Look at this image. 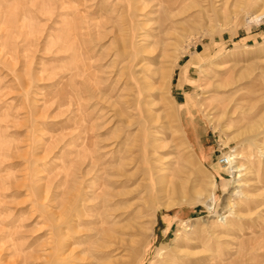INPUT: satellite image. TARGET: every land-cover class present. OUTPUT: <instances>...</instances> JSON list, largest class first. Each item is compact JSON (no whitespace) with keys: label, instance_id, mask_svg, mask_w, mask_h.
I'll return each mask as SVG.
<instances>
[{"label":"rangeland","instance_id":"374dc122","mask_svg":"<svg viewBox=\"0 0 264 264\" xmlns=\"http://www.w3.org/2000/svg\"><path fill=\"white\" fill-rule=\"evenodd\" d=\"M237 3L0 0V264H117L113 255L128 259L136 249L135 264H264V214L249 224L238 205L242 193L264 188V135L254 140L240 115L229 128L228 117L206 108L207 77L196 65L249 99L264 94V16L255 19L264 0L248 10ZM164 49L166 66L184 55L160 90V74L148 69ZM162 92L178 104L179 121L165 117ZM152 135L168 143L157 151L170 178L187 186L180 196L160 192L148 173ZM236 153L249 166L242 195L233 194L232 162H219Z\"/></svg>","mask_w":264,"mask_h":264},{"label":"bare ground","instance_id":"6f19581e","mask_svg":"<svg viewBox=\"0 0 264 264\" xmlns=\"http://www.w3.org/2000/svg\"><path fill=\"white\" fill-rule=\"evenodd\" d=\"M238 3H242L239 8L243 9V10H248L247 8H250L251 6H255L257 5V3L260 0H237ZM237 3V4H238ZM264 16V6L262 5L259 9L258 14L255 16V19L259 20ZM175 28V27H174ZM167 34V33H166ZM161 37V36H160ZM130 39V38H129ZM165 39V38H164ZM157 42V41H156ZM153 44V43H152ZM154 45V44H153ZM128 47V46H126ZM153 47V46H152ZM122 50V49H121ZM183 50V49H182ZM146 51V50H145ZM176 52V51H175ZM129 54V53H128ZM156 54V53H155ZM124 55V54H123ZM184 55V52L181 54H177L176 58L174 59V63H172V65L170 66H166V58L168 56V52L164 49L161 53V64L157 69H151L149 68L148 71H150L151 73L154 72V74H160V85H161V89L163 90V88L170 86L171 84V80L174 76L175 73V68L176 66L179 65V62L182 58V56ZM154 56V55H153ZM131 57V56H130ZM174 57V56H173ZM196 62V61H195ZM200 62V61H198ZM196 63V65H199V69L200 72L203 73V75H205L207 78L205 79V83H203V92L205 94H207V100H206V108H210V110H215L216 112H221L223 116L228 117L229 119V128L233 127L234 124H232V122H234V118H236V115H240L238 116L239 119L243 120L244 123L242 124L241 127H244V132L246 131V133L249 131V129L252 132V137L257 138L259 136L264 135V121H262L261 123H259L262 119H264V107L262 108H258L257 111H255L254 109H256L258 106V103L260 101H262V99H264V94H260V97L256 98V100L254 99H249L248 93L244 92L243 88H236V85H234L235 83L233 81L229 80H223L219 77H215V75L210 74V71L206 68H204V66H202L199 63ZM191 63L194 65L193 61H191ZM169 65V64H168ZM155 68V67H154ZM232 75V74H230ZM234 75V74H233ZM231 78V77H230ZM146 79V78H145ZM136 83L138 84L137 86L140 87V92H142V82L138 80ZM147 85H149L150 89H154L153 88V83H147ZM168 91V90H167ZM165 92V91H164ZM169 92V91H168ZM162 95L164 96L163 102H166V105H164V111H166L165 113V117H170L172 115H175L176 120L179 121L178 119H180V116L177 115V103L175 102V100L173 99V97L169 94H165L162 92ZM250 100L251 102L254 103H250L248 104L247 101ZM149 103H151L149 101ZM155 106H159L160 104H158L154 99H153V103H151ZM249 105V106H248ZM160 107V106H159ZM149 110H152V108H150ZM241 111V114H239V112ZM255 111V112H254ZM205 113V112H204ZM257 117V119L255 118V121L252 123H248V119H250V117L252 118ZM153 119L155 121H158V116L156 117V115H153ZM157 118V120H156ZM238 119V120H239ZM150 122V121H149ZM152 122V121H151ZM241 122V121H240ZM247 122V123H246ZM263 123V124H262ZM160 124V123H159ZM232 124V125H230ZM236 124V123H235ZM161 125V124H160ZM164 128H170L169 124H165ZM261 129V130H260ZM158 132V131H157ZM244 132H242L244 134ZM156 133V131H155ZM241 133V134H242ZM157 134V133H156ZM242 134V135H243ZM153 137L151 138V140L149 141L153 147L152 152L150 153L151 156L150 157H146L149 158L147 160L152 159L153 164L151 163V166L149 167V175L153 176V182H154V186L157 183V188L159 189L160 192H169L172 195H181L185 192L184 187L186 186L185 184L180 183V181L178 182L177 178H170V167H165L164 164V159L163 157H160L158 154L157 149H161V148H166L168 146V143L160 141L158 139L157 135H152ZM147 140H149L150 138L147 137ZM183 139V138H182ZM140 140V139H139ZM246 140H250L249 142L253 143V139H245ZM184 142V141H183ZM141 144V143H140ZM186 145V144H185ZM254 145V144H253ZM176 147V146H175ZM262 149V157H264V146L261 148ZM229 161V164H231V166L229 167L230 173L233 177V183H234V187L236 188V193L233 192V194H238V195H242L243 194V198H241L238 202L239 206H244L246 207L243 211L248 214L249 218V224L255 223V221L259 220V218H261V214H264V188L262 187H257L254 186L253 190L247 192V193H242L240 190L237 189V187L240 188L241 186V179L243 178V176L246 174V169L249 168V166L247 167L245 163L243 162H239L238 160H236L237 158L241 157L239 156V154H234L232 157L231 156H226ZM189 162V160H187ZM120 163V162H119ZM185 164L184 167H186V162L184 161ZM258 164V163H257ZM120 165V164H119ZM117 165V166H119ZM255 165V164H254ZM245 171V172H244ZM154 172H160L159 174H154ZM180 180V179H179ZM260 182L262 181L261 179L259 180ZM264 182V180H263ZM187 184V183H186ZM216 179L214 178L211 183H210V188L208 190L207 195L204 197L203 202L207 205V207L209 208V210H213L215 208V203H216ZM187 187V186H186ZM112 189V188H111ZM133 190V189H132ZM131 190V191H132ZM116 191V190H114ZM202 189L198 188L196 186L195 188V193L199 198H202L203 195L202 194ZM112 192V190H111ZM118 192V190H117ZM123 193V192H122ZM127 193V192H126ZM242 193V194H241ZM113 194V192H112ZM117 194V193H116ZM121 195V194H120ZM200 195V196H199ZM184 195H182L183 198ZM121 197V196H120ZM261 199V201L259 199ZM111 199V198H110ZM113 199V198H112ZM107 200V199H106ZM115 200V199H114ZM108 202V201H107ZM228 202V201H227ZM231 202V201H230ZM131 203V202H130ZM235 203V202H234ZM132 204V203H131ZM130 204V205H131ZM134 204V203H133ZM132 204V205H133ZM129 205V206H130ZM166 205V203H165ZM230 205V203H229ZM238 206V207H239ZM133 207V206H132ZM121 208V207H120ZM231 210V212L229 214L231 215H238L241 216V213L243 214V212H240L236 209H234V207L230 206L229 207ZM104 209L111 214V210L107 209L106 205H104ZM117 209V208H116ZM121 210V209H120ZM125 211V209H122ZM115 211V210H114ZM119 212V211H118ZM122 212V211H120ZM127 212V211H126ZM141 212V211H140ZM116 213V212H115ZM139 213V212H138ZM141 214V213H140ZM93 215V214H92ZM97 215V214H96ZM98 216V215H97ZM139 216V215H138ZM228 216L229 215H224L222 217L223 219V223H226L227 225L231 222L228 220ZM135 218V217H134ZM137 218V217H136ZM135 218V219H136ZM104 219V218H103ZM221 219V220H222ZM135 221V220H133ZM137 221H139V219H137ZM136 221V222H137ZM141 222V221H140ZM130 223V222H129ZM131 224V223H130ZM129 224V225H130ZM125 225V224H124ZM123 225V226H124ZM122 226V225H121ZM107 227V226H106ZM129 227V226H128ZM134 227V226H133ZM89 229V228H88ZM115 229V228H114ZM118 229V228H117ZM142 229V228H141ZM78 230V229H77ZM116 230V229H115ZM123 230V229H121ZM126 230V229H125ZM133 230V229H132ZM91 231L94 232H100V233H104L107 231H110L109 229L106 228H92ZM77 232V231H76ZM122 232V231H121ZM115 235H117L116 233H114ZM132 234V233H131ZM106 235V234H105ZM109 235V234H108ZM111 235V234H110ZM97 237V236H96ZM103 237V236H102ZM113 237V236H112ZM99 239V238H98ZM102 239V238H101ZM107 239V238H106ZM245 239V238H243ZM100 241V240H99ZM255 241V240H254ZM64 242V241H63ZM103 242V240H102ZM264 242V241H263ZM240 246L242 248V250L244 251L246 249V243L245 241H241ZM64 245V244H63ZM260 245V244H259ZM67 246V245H66ZM65 246V247H66ZM67 247V249L65 250V252H67L69 250L67 254V256H71L73 254H75V251L77 249V247L75 248H71ZM164 248V247H163ZM249 248V247H248ZM179 249V248H178ZM253 250L249 253V258L252 257V255L257 254V252L260 249H263V246H258V248L253 247ZM116 251V250H115ZM83 252V250H82ZM139 249H136L132 255H129L128 259L124 258L125 254H121L120 252L117 253V255H113V257L115 256H119V258L117 259V264H119L120 260H122V264H135L137 261H139L141 259L142 253L139 252ZM260 252V251H259ZM239 253L241 254V250L239 249ZM238 253V255H239ZM247 253V252H246ZM65 254V255H66ZM161 254V253H160ZM80 255V254H79ZM75 256V255H74ZM91 256V255H88ZM93 256V255H92ZM256 257V256H254ZM131 259V260H130ZM262 259V258H261ZM264 259V258H263ZM111 260V259H110ZM248 260V259H247ZM112 261V260H111ZM263 261V260H262ZM261 261V262H262ZM114 264L116 263V260L113 261ZM96 264H99L98 262ZM159 264H176L175 262L171 261L169 258H162L159 261Z\"/></svg>","mask_w":264,"mask_h":264},{"label":"built area","instance_id":"2783aa9c","mask_svg":"<svg viewBox=\"0 0 264 264\" xmlns=\"http://www.w3.org/2000/svg\"><path fill=\"white\" fill-rule=\"evenodd\" d=\"M229 157V156H228ZM229 158H227L226 156L222 155L219 159V162L222 163L223 165L225 166H230L229 164V161H228Z\"/></svg>","mask_w":264,"mask_h":264}]
</instances>
